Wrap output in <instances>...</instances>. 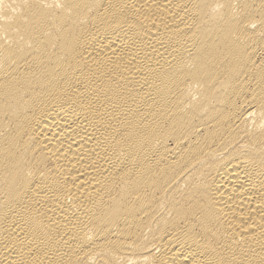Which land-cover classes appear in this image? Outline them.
Returning a JSON list of instances; mask_svg holds the SVG:
<instances>
[{
    "label": "bare ground",
    "instance_id": "6f19581e",
    "mask_svg": "<svg viewBox=\"0 0 264 264\" xmlns=\"http://www.w3.org/2000/svg\"><path fill=\"white\" fill-rule=\"evenodd\" d=\"M0 264H264V0H0Z\"/></svg>",
    "mask_w": 264,
    "mask_h": 264
}]
</instances>
